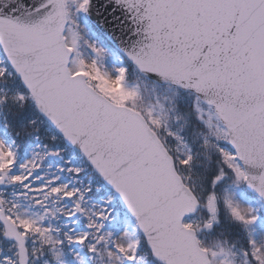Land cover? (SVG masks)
Wrapping results in <instances>:
<instances>
[{"label": "snow or ice", "instance_id": "1", "mask_svg": "<svg viewBox=\"0 0 264 264\" xmlns=\"http://www.w3.org/2000/svg\"><path fill=\"white\" fill-rule=\"evenodd\" d=\"M0 264H264V0H0Z\"/></svg>", "mask_w": 264, "mask_h": 264}]
</instances>
